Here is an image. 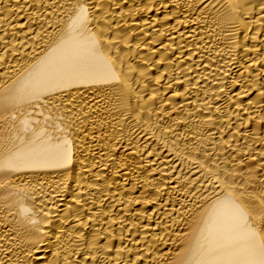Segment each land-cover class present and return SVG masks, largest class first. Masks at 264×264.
I'll use <instances>...</instances> for the list:
<instances>
[{"label":"bare ground","instance_id":"obj_1","mask_svg":"<svg viewBox=\"0 0 264 264\" xmlns=\"http://www.w3.org/2000/svg\"><path fill=\"white\" fill-rule=\"evenodd\" d=\"M0 264H264V0H0Z\"/></svg>","mask_w":264,"mask_h":264}]
</instances>
